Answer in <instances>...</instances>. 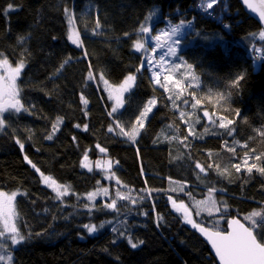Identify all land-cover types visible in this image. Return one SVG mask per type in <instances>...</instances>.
<instances>
[{"label":"trees","instance_id":"16d2710c","mask_svg":"<svg viewBox=\"0 0 264 264\" xmlns=\"http://www.w3.org/2000/svg\"><path fill=\"white\" fill-rule=\"evenodd\" d=\"M207 1L0 0V53L12 63L26 64L20 98L29 109L7 117L0 131V192L17 193V227L26 236L31 234L18 246L6 244L14 252V264H217L207 243L173 209L168 195L183 200L199 222L196 201L208 198L209 188H214L217 206L225 199L229 212L221 210L211 217L205 213L204 225L210 228L216 216H238L249 226L244 217L264 211V174L256 168L247 172L252 164L264 167V123L259 126V142L252 147L238 144V134L228 137L227 127L210 124L201 111L210 99L236 100L241 117L254 109L264 116V30L239 0H216L212 9ZM9 4L13 8L5 14ZM66 8L75 13L82 47L68 39ZM154 9L160 19L191 22L193 28L187 40L191 44L179 50L192 73L178 92L170 94L155 85L147 67L137 72L143 56L134 43L144 34L141 25L150 28L147 20ZM65 60L68 63L61 68ZM129 74H136L135 87L121 112L109 115L111 104L97 80L103 76L118 85ZM154 97L158 104L136 142L123 138L121 127L131 131ZM189 98L196 102L189 107L180 103ZM214 117L218 123L223 116ZM58 118L63 122L49 140ZM210 136L222 139L219 150L196 147L197 140ZM85 155L118 162L113 171L131 190L119 187L112 199L90 202L86 196L98 188L101 177L83 167ZM41 173L70 186L72 192L57 199ZM117 192L130 199H120ZM113 199L116 208H107ZM89 223L107 226L89 234L83 228ZM114 227L121 231L126 227L133 242L144 243L133 249L125 237L117 239Z\"/></svg>","mask_w":264,"mask_h":264},{"label":"snow or ice","instance_id":"6c2138e0","mask_svg":"<svg viewBox=\"0 0 264 264\" xmlns=\"http://www.w3.org/2000/svg\"><path fill=\"white\" fill-rule=\"evenodd\" d=\"M216 2V0H211L210 3L207 4V8L212 9L213 4ZM245 4H248L249 7L253 8L254 11H259V15L261 19H264V0H262L261 4L259 6L252 5L249 0H243ZM13 5L9 4L8 9L5 10V14H7V11L12 9ZM65 16L67 19V24L69 26L68 29V39L71 40V42L74 45H77L79 47H82V41L80 39V33L76 30V17L75 13L69 9H65ZM183 25V21H181L180 24L174 25L171 29V34L176 35L179 32V29ZM101 27L99 20L96 21V28L99 29ZM150 29L146 26L141 25L140 32L141 33H148ZM127 35V34H126ZM264 35V34H262ZM169 36L168 32H164L162 35L158 34L152 37L157 43L155 47L151 49L153 53L156 52V49L165 47V44L161 41L164 37ZM24 38H21V42H23ZM180 44V41L177 39L173 41V44L167 46V51L163 56H160L159 62L160 64H163L165 62V57H171L176 58L178 51L177 47ZM175 45V46H173ZM134 47L140 51L143 50L145 52L148 51L144 47V44L137 42L135 43ZM2 55V54H0ZM68 63V60H65L63 64H61V68H63V65ZM149 66L151 67V61H149ZM181 65L173 63L172 67L173 69H179ZM0 67H3L7 71V76H0V131H2L6 126V120H5V113L9 112V110L14 111L15 113H19L22 110L27 112L29 109L24 106V104L21 102L20 98V90L17 87V78L21 74L23 68L25 67V64L23 60H20L15 68H13L7 58L0 59ZM145 65L143 61L140 64V67L137 68V72L140 71L141 68H144ZM187 67L189 69L192 68L191 64H188ZM155 83L160 85L162 88H166L165 84H161L160 79V72L155 71ZM89 78H94L92 76V73H89ZM101 79L103 77L101 76ZM165 81L172 82V76L167 75L164 77ZM239 79H243V76H240ZM136 81V76L133 74H129L126 79L124 80L123 84L119 85L118 87L111 90L110 98L114 99L115 105L112 107L111 112L109 115H112L113 113H116L120 108L124 107V99H123V93L130 91V89L133 87L134 83ZM105 84L108 83L107 80L104 81ZM179 82L177 81V84ZM238 86L239 81L237 80L235 82ZM114 93V94H112ZM83 99V98H82ZM85 104H87V100L84 99L83 101ZM187 104V101H185ZM198 103V102H197ZM156 105V100L152 99L147 102V104L143 107V110L140 112L139 116L136 118V124L139 125L140 128L144 127L143 121L147 118L148 114L152 111L153 107ZM196 105L193 104L192 107L194 108ZM237 116L239 115V112L237 111L235 113ZM181 116L184 115L183 112L180 113ZM205 117L208 116V112L205 111L203 113ZM57 122H60V118H58ZM232 121L229 120L228 124H231ZM116 124L119 126L120 121L116 120ZM76 127H80V125H76ZM221 128H225L226 125L224 123L220 124ZM85 130H87V125H84ZM109 131H113V129H109ZM121 134L125 135L128 140L135 143L136 137L139 135L138 129L133 126L131 128V131L125 132L123 127L120 129ZM233 130H229V135H231V132ZM53 137L49 135L47 139L51 140ZM17 143L20 145V148L23 149L24 145L23 143H20L19 140H17ZM99 147V145H97ZM230 151H235L234 148H230ZM101 152H105L106 149L100 148ZM25 159L29 164L32 165L34 169H36L37 172L40 171L39 168L36 167L35 164H32V161L28 159L27 156H25ZM257 160H259V156L256 157ZM84 160L87 161L88 157L87 155L84 156ZM118 163V162H117ZM244 163H248V156L247 153L244 156ZM109 168L111 167V162H109ZM197 168L200 169L201 172L204 171V168L200 166V164L195 165ZM83 167L89 168V171H91V168L87 163L83 164ZM210 167V166H209ZM235 168L237 171L240 170V165H235ZM256 168V170L264 174V167H256V164H252L250 167L247 168V172L251 173L253 169ZM115 175L114 173L112 174ZM43 182L48 185V187L52 188L53 191L56 193L57 199H62L65 195L68 194L70 186H64L57 183L56 180L52 179L51 176H45L43 173H41ZM119 183V181H117ZM173 192L176 191V188L172 189ZM180 191L183 192V187L180 188ZM215 191L214 188H209V195L208 198L205 200L196 201V216H201L202 213H207L209 217L213 215L214 212H220L221 208L217 206V201L212 195V193ZM222 191V190H221ZM103 194L104 196H108V189L103 188L95 192H91L88 194V200L94 201L97 195ZM17 193H12L11 195H6L4 192H0V261H6L7 264H12V255L10 250L6 246L5 238L7 241H10L12 245H18L21 242L25 241L26 239L31 238V234H28L27 236L20 231V229L17 227V212H16V206H15V198ZM189 197L191 198V193H188ZM116 196L120 199L129 200L130 197L123 196L120 192L116 193ZM143 199V198H141ZM168 200L171 202L172 207L175 209L177 213H181L183 216V221L186 224L191 225L193 229L198 230L206 239L208 242H210L212 249L215 252L216 257L218 258L219 264H264V233H261L258 231V229H264V211H254L250 215L244 217L245 221H250L249 226H245L244 223H241L239 219H232L228 223V228L230 230H221L218 226L213 225L212 228L204 227L203 225L206 223V221L201 218L199 222H197L196 219L193 218L192 211L189 209L188 205L183 201L180 200L179 203H177L176 199H173L172 196H168ZM133 204L137 203L136 200L131 201ZM85 207H89V205H85ZM92 207H95L93 204ZM107 208L115 209L116 208V200L113 199L111 203L106 205ZM225 209V215L227 214V205L226 202L224 204ZM47 211V209H45ZM147 215V213H145ZM259 218L257 220L256 218ZM160 219H163L160 217ZM111 223V222H108ZM105 227V223H101L99 226L96 224H84L83 228L87 230L89 234L96 233L99 229H102ZM113 232H119L120 237H125L128 240V243L130 246L135 249L139 245H142L144 243L143 240H137V242H133V239L131 235H126L128 232V229L125 227L123 231H121L119 228L114 227L112 229ZM39 235V234H38ZM259 237V238H258ZM107 251V249H105Z\"/></svg>","mask_w":264,"mask_h":264},{"label":"rangeland","instance_id":"374dc122","mask_svg":"<svg viewBox=\"0 0 264 264\" xmlns=\"http://www.w3.org/2000/svg\"><path fill=\"white\" fill-rule=\"evenodd\" d=\"M210 2H211V0H210ZM155 12H157V9H154V11L148 16L147 23L149 22L150 31L148 33H144L142 35H139L138 38L136 39L135 43L140 42V43L144 44V47L146 49H148L147 52H145L143 50L139 51L142 53L143 63L145 65V67L148 68L154 83H155V76L153 73L155 71L160 72L161 84L166 85V88H163V89L166 90L170 94V92H178L181 89V83L185 80H188L191 73H192L191 69H189L187 67L188 64L185 62V60H186L185 57L182 55L181 52L179 53V50L186 48L188 45L191 44V41H187V40H188V37L192 35L191 33L193 31V28H192L191 22L183 21V25L179 29L178 34L172 35L171 34L172 27L174 25L180 24L182 20L175 22L169 18L160 19V16L158 15V13H155ZM156 21H158V23H156ZM164 32L169 33V36L164 37L163 40L161 41L162 43L165 44V47L158 48V49H156V52L153 53L151 51V49L153 47H155L157 42L154 39H152V37H154L155 35H158V34L162 35ZM177 39L180 41V44L178 46H176L177 51H178L177 57L176 58L165 57V62L163 64L158 63L160 56H163L165 54V52L167 51V46L173 44V41H175ZM135 43H134V45H135ZM173 46H175V45H173ZM134 49L137 50L135 47H134ZM0 54H2V53H0ZM4 58H7L4 54L0 55V59H4ZM7 60L9 61L10 65L13 68H15L18 64V62L12 63L8 58H7ZM149 61H151V67L149 66ZM173 63L181 65L180 68L179 69H173V67H172ZM0 68L2 69L1 75L6 77L7 76L6 69L3 67H0ZM25 68H26V64H25V67L23 68L21 74L17 78V81H16L17 87L19 90H20V80L22 78V74H23V71ZM133 75L136 76V74H133ZM167 75L172 76V82L165 81L164 77ZM92 76L94 78H92L90 80L95 82L96 77L94 75H92ZM104 81H105L104 77H103V79H101V76L97 80L100 89L104 92L103 95H104L105 100L107 101V103L111 104V107H110V112H111L112 107L115 105L114 99L110 98L111 90L118 87L119 85L123 84L124 81L118 85H113L110 83L105 84ZM177 81L179 82L178 84H177ZM155 85L160 86L156 83H155ZM134 87H135V83H134L133 87L130 89V91L123 93L124 107H125L127 95L134 89ZM112 94H114V93H112ZM20 97H21V90H20ZM152 99L156 100V105L153 107L152 111L148 114L147 118L143 121L144 126L147 124V121L152 116V114H153V112L156 109V106L158 104L157 99L155 97ZM185 101H187V104L185 103ZM195 102H196V99L190 100V98H189V99L183 100L180 103H183V106H185V107H189V105H191L192 103H195ZM123 108H120L116 113H113L112 115L113 116L117 115L119 112H121V110ZM222 110H225L226 112H222ZM201 111L202 112H205V111L208 112V116L207 117L204 116V117L207 119V121L210 124L220 125L221 123H224L226 125V127L228 128L227 132H226V135L228 137L234 138L235 135L238 134L239 135V138H238L239 143L238 144H245L246 143L252 147L258 144V142H259V126L264 123V116L260 110H258V109L250 110L246 114V116L243 118L240 116L241 105L238 101H236V100H223V99H219L217 101V99L216 100L210 99L208 104H206ZM218 111H220V113H218ZM237 111L239 112L238 116L235 114ZM21 112H23V110ZM21 112H19V113H21ZM191 112L193 113V110ZM19 113H15L14 111L9 110V112H6L4 114L5 120H7V117H9L10 115L19 114ZM217 115L223 116L218 123L216 122L215 117H214ZM229 120L232 121L231 124H228ZM62 122H63L62 119H60L59 123L56 122L51 136H54L58 132ZM135 127L138 129L139 132L142 129L139 127L138 124H135ZM229 130H233L231 132V135H229ZM121 136L128 140V138L125 135L121 134ZM138 136L136 137V139L138 138ZM222 144H223L222 139L218 138V137H214V136L207 137L203 140H197L195 143L197 148L204 149V150H219L221 148ZM101 153L106 154V151L101 152ZM87 157H88L87 161H85L83 158V164L87 163L89 165V167L91 168L90 172L98 173L101 177L100 185L98 186L97 189L93 190L92 192L98 191V190L103 189V188H107L108 193H109L108 196H104L103 194L97 195L95 200L90 201V202L94 203V202L98 201L99 199H112L114 191L116 189H118L119 187L122 190H131L130 187L121 183L117 179L116 175H114V176L112 175L114 173L113 168L115 166H117V163L115 161H113L109 157L97 158V159L96 158L92 159L88 155H87ZM109 162H111L110 168L108 166ZM86 169L89 171V168H86ZM117 181H119V183H117ZM58 184H60V183H58ZM60 185H62V184H60ZM71 192H72L71 188H69L67 195H69ZM6 195H11V194H6ZM67 195H65V196H67ZM86 198L88 199V195L86 196ZM205 199H207V198H205ZM225 202H226L225 199H221L219 201V207L221 208V210H225L224 209ZM226 205H227V202H226ZM116 206H117V201H116ZM226 211L229 212L228 205H227ZM217 213H219V212H214V214H217ZM204 215H205V213H202L201 216H196V218L198 220H200L201 218H203L205 220ZM230 217H232V216H230ZM230 217H228V216H216L213 220V223L216 226H218L220 229L221 225H223L225 223L228 224V220ZM106 226H107V224L105 223V227ZM104 228H102V229H104ZM211 228H213V226H211ZM5 242H6V244L8 243L6 238H5ZM12 246H18V245H12ZM10 252H11V255L13 257V255H14L13 250H10ZM12 264H14L13 259H12Z\"/></svg>","mask_w":264,"mask_h":264},{"label":"water","instance_id":"95a60500","mask_svg":"<svg viewBox=\"0 0 264 264\" xmlns=\"http://www.w3.org/2000/svg\"><path fill=\"white\" fill-rule=\"evenodd\" d=\"M249 2L252 4V5H254V6H259L260 4H261V2H262V0H249ZM240 3H241V5L243 6V8H244V10H245V12L248 14V15H250V16H252L254 19H256L258 22H259V24L261 25V27L263 28V30H264V19H261L260 18V15H259V11H254L253 10V8H251V7H249V5L248 4H245L244 2H243V0H240ZM168 196H171V195H168ZM173 197V196H172ZM173 199H175L174 197H173ZM177 203H179L178 201H177ZM170 204H171V202H170ZM171 206H172V204H171ZM190 209V208H189ZM191 210V209H190ZM192 211V210H191ZM179 214H181V213H179ZM192 214H193V218L195 219V216H194V213L192 212ZM232 219H239L240 221H241V223H244L245 224V226H248L240 217H238V216H234V217H230L229 218V220H228V223H229V221L230 220H232ZM189 225V224H188ZM204 227H208V226H206V225H203ZM189 227L192 229V230H195L199 235H200V237L207 243V245L209 246V248H210V251H211V254L216 258V260H217V264H219V261H218V258L216 257V255H215V252H214V250L212 249V247H211V244H210V242H208V240L206 239V237H204L198 230H196V229H193L192 227H191V225H189ZM208 228H210V227H208ZM213 230H215V229H213ZM226 230H230L229 228H228V226H227V229Z\"/></svg>","mask_w":264,"mask_h":264},{"label":"bare ground","instance_id":"6f19581e","mask_svg":"<svg viewBox=\"0 0 264 264\" xmlns=\"http://www.w3.org/2000/svg\"><path fill=\"white\" fill-rule=\"evenodd\" d=\"M240 1V0H239ZM210 3V0L207 1V4ZM243 7V6H242ZM244 9V8H243ZM188 40H189V37H188Z\"/></svg>","mask_w":264,"mask_h":264},{"label":"flooded vegetation","instance_id":"af4514ba","mask_svg":"<svg viewBox=\"0 0 264 264\" xmlns=\"http://www.w3.org/2000/svg\"><path fill=\"white\" fill-rule=\"evenodd\" d=\"M1 72H2V69L0 68V76H2V75H1Z\"/></svg>","mask_w":264,"mask_h":264}]
</instances>
